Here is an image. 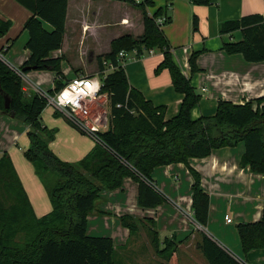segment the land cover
Segmentation results:
<instances>
[{
  "label": "trees",
  "instance_id": "1",
  "mask_svg": "<svg viewBox=\"0 0 264 264\" xmlns=\"http://www.w3.org/2000/svg\"><path fill=\"white\" fill-rule=\"evenodd\" d=\"M123 1L142 9L144 31L139 36L123 34L115 38L111 50L98 56L103 81L100 93L107 95L108 128L96 133V146L78 162L62 160L51 150L50 142L56 136V129H50L42 121L46 99L37 91L27 93L22 77L0 56V113L14 115L29 126L30 144L24 155L34 165L53 207L44 216L35 214L12 158L4 151L0 156V264H120L115 258L113 239L88 235L86 228L88 214L97 209L96 201L101 193L122 186L125 176L139 182V204L156 207L168 200L152 177L154 168L160 165L188 163L192 157H206L216 148L235 146L243 141L245 152L241 165H249L254 172H264V105L261 100L258 99L257 104L220 100L214 115L193 119L191 110L201 94L173 59L170 42L157 22L165 15L164 10L160 7L150 15L147 9L155 5V0ZM213 1L191 0L197 5H209ZM18 2L32 12L23 27L29 33L26 48L31 55L20 68L26 67L25 72L55 71V86L48 90L55 94L70 81L62 70L63 57L50 54L63 45L69 0ZM170 20L167 17L166 23ZM43 21L50 23L53 29L45 28ZM11 26L10 19L0 17V38ZM198 27L199 18L194 15L193 29L198 30ZM237 30L242 32V39L226 42V52L241 53L251 62L264 61V16L251 13L221 24L223 34ZM13 42L9 39L5 48L11 47ZM153 48L164 54L157 71L168 69L176 90L184 95L179 113L169 120L165 118L166 106L154 105L132 86L125 67L117 62L121 50L136 49L141 57ZM197 57L196 51L190 56L192 72L199 70ZM105 60L117 65L106 74L103 73ZM6 96L10 98L9 108L5 107ZM55 114L60 112L56 110ZM190 170L194 177V217L206 227L210 195L201 186L200 173L193 168ZM120 219L131 232L148 225L157 252L168 262L179 264L180 242L173 238L161 240L154 218L123 215ZM237 228L245 251L264 248V208L260 220L240 222ZM197 246L210 264H242L206 233Z\"/></svg>",
  "mask_w": 264,
  "mask_h": 264
},
{
  "label": "crops",
  "instance_id": "2",
  "mask_svg": "<svg viewBox=\"0 0 264 264\" xmlns=\"http://www.w3.org/2000/svg\"><path fill=\"white\" fill-rule=\"evenodd\" d=\"M115 5H119L120 14L119 19L112 21L103 15L108 7L113 8ZM160 7L171 18L162 28L172 47L173 59L201 94V99L191 110L193 119L214 115L220 100L234 103L253 101L257 104L260 99L261 105H264V61L251 62L241 53L229 54L224 49V44L241 40L242 32L237 30L229 34L221 33V24L225 20L237 19L251 13L264 16V0H214L209 5L193 4L191 0H155V5L148 7V13L153 15ZM31 15L32 12L18 0H0V17L12 21L8 33L0 38V55L13 67H21L31 55V51L26 48L29 33L26 35L23 28ZM194 15L199 18L198 30L193 29ZM43 24L51 30L52 27L46 21ZM18 30L25 36L20 44L15 41L19 35L16 34ZM143 31V11L134 4L123 0H69L63 45L50 54L53 57H63V65L68 58L65 51L66 35L71 41L78 39L83 51L80 56L84 59L83 62L74 64L68 58L71 65L69 73L75 71L74 78L95 75L99 73V70L95 71L98 56L111 50V43L115 38L123 34L139 36ZM101 37L105 41L98 43L97 40ZM9 39L14 42L6 49ZM87 41L98 44L87 46ZM195 51L198 52L199 70L192 72L190 56ZM4 52H7L9 59L4 57ZM163 58L161 50L153 48L152 52L126 61L124 67L132 86L139 89L154 105L166 106L165 118L169 120L179 113L184 95L176 90L168 69L157 71ZM63 73L66 79L72 80L67 72ZM56 77L57 73L50 70L26 72L23 80L25 91L33 92L36 87L48 91L54 88ZM29 80L31 83H28ZM49 80H53L54 84H49ZM99 97H104L106 104L102 120L104 122L99 129L104 131L108 128L107 95L100 94L94 99L91 109ZM45 109L42 112V121ZM55 112L56 109H53V120L47 116L44 119L49 126L43 122L50 129H56L50 148L62 160L78 162L96 146L97 140L91 134L80 130L62 112L58 115ZM3 118V122L10 124V128L15 131L14 140L18 144L16 124L17 120H21L0 113V120ZM21 122L28 133L29 126ZM4 151L12 158L35 214L41 217L50 212L53 208L50 196L34 165L29 161L33 166L30 168L22 155L11 148ZM244 152L245 143L242 141L235 146L216 148L206 157H192L188 163L178 162L155 167L152 172L153 180L168 198L156 207H142L138 200L139 182L125 176L122 186L101 193L100 199L96 201L97 209L88 214L87 234L111 237L115 254L120 251L118 253L124 252L125 255L130 250L143 248L139 236L145 230L149 234L150 229L145 225L142 229L131 232L122 224L120 217H149L156 220L160 238H173L180 242L177 249L179 264H210L197 246L204 233L242 264H264V248L245 251L237 228L240 222L260 220L264 208V172H254L249 165L242 166L240 161ZM25 166L29 168L26 172ZM191 168L200 173L201 186L210 195L206 227L200 225L194 217V177ZM32 193L42 197V202L36 204ZM46 193L51 204L46 202ZM147 260V257L142 256L137 262L147 264Z\"/></svg>",
  "mask_w": 264,
  "mask_h": 264
},
{
  "label": "rangeland",
  "instance_id": "3",
  "mask_svg": "<svg viewBox=\"0 0 264 264\" xmlns=\"http://www.w3.org/2000/svg\"><path fill=\"white\" fill-rule=\"evenodd\" d=\"M119 14H120V7H119V5H115L113 8L111 6L108 7L107 10L105 11V14L103 16H106L108 19H110L112 21H115V20L119 19ZM48 24L50 25V27H52L50 29H53V26L50 23H48ZM48 24H46V25H48ZM25 31H26L25 32L26 35H28L27 30H25ZM20 32H21V30L20 31L18 30L16 32V34H19L18 37L15 40L18 44H20L22 42V39L25 37V36L21 35ZM65 40H66L65 44H66V49H67V50L65 49V51L68 53L67 56L71 60V63L76 64V63L83 62L84 58L82 56H80L81 54H83V51H82V47L80 45L79 40L76 39L75 41H71V38H68L67 35H66V39ZM101 41H105V39L101 37V38H99L97 40L98 43L101 42ZM70 43L73 44V45H70ZM98 43H94V42H90L89 43V41H87V46L89 44H98ZM3 55H4V57L6 59H9L7 52H4ZM86 57H87V55H86ZM68 58L64 60V63L62 65V67H63L62 69H63V71L67 72V76L69 78L74 79L73 76L76 75V72L75 71H71L69 73V69L71 68V65L69 63ZM98 70H99V66L97 64V68H96L95 71H98ZM47 78H48V76H47ZM31 80H29L28 83H31ZM48 82L51 85L54 84L53 80L52 81L49 80ZM26 86H28V85H26ZM43 88H46V87L43 86ZM105 107H106V104L104 102V97H99L95 101V103L92 105L90 116L88 118H86L87 124L90 127L92 126L91 128L94 129L96 132H99L100 131L99 129L103 125L102 122H104V121H102V120H103V116H104L103 114H104ZM53 109H55V107L53 105H48L46 107V109L44 111V114H45L44 117L45 118L43 117V122L44 123L48 124L47 121H45L46 120V116H47V118H49V119L51 118L53 120V117H54L53 113H52ZM3 120H4V118L0 120V154L4 151V149L11 148L17 154L22 155L24 161L27 163V165L30 168L33 167L30 164L29 160L24 155V151L28 148V145L30 144V140H29V136H28V133H27V129H24V127L22 126L23 123L21 121L17 120V124L16 125H17L18 128H17L16 131L19 134V143L17 144L16 141L14 140L15 131H13V129L10 128V124H7L5 122L7 124L6 125L3 122ZM48 126H49V124H48ZM20 147L22 149H20ZM19 166L22 167L21 165H19ZM26 169L29 170V168L27 166H25V172H26ZM32 196H33L36 204L39 201L42 202V197H40L38 194L32 193ZM45 199H46V202L48 204H51L49 196L47 195V193L45 195ZM140 229H142V227ZM139 238H140V243H143V248L141 250H130L129 252H125V255L123 254L124 252H122V253H118L120 251L116 252L115 258H116V260L119 261L120 264H139V262H137V261L142 256H145V258L147 257V259H148L147 261L150 262L151 264H159L161 262L168 264L167 258L165 256L160 255L157 252V249H156V247L154 246V244L152 242L153 234H152L151 231H150L149 234H147V232L145 230L144 232H142V234L139 236ZM168 239H171V238H167L166 240H168ZM161 240H165V238H161ZM163 245L164 244L160 245V247L163 248L164 247ZM148 262H147V264H148Z\"/></svg>",
  "mask_w": 264,
  "mask_h": 264
},
{
  "label": "built area",
  "instance_id": "4",
  "mask_svg": "<svg viewBox=\"0 0 264 264\" xmlns=\"http://www.w3.org/2000/svg\"><path fill=\"white\" fill-rule=\"evenodd\" d=\"M134 1L141 2L143 0ZM166 20L167 17L165 15L159 17L157 22L163 26L166 23ZM152 51L153 49L149 50V52ZM135 56H138L136 49H133L130 52L121 50L119 52L117 62L119 65L124 66L126 61L133 59ZM7 64L12 67L16 73L22 77L23 80L25 79V72H23L20 67H13L9 63ZM104 65V74L110 70H113L117 66L114 62L107 60L104 61ZM97 84L99 85V88L98 90H95L94 86ZM89 85L92 87H89ZM102 85V77L101 74L98 73L90 76L76 77L67 82V84L55 94H52L40 87H36L35 91L39 92L46 99L47 106L53 105L56 110L66 115L74 125L91 134L97 140V132L87 124L86 118H88L91 114L92 101L101 94L100 91ZM86 92H91L92 95H85L84 93ZM118 106H121V104H118ZM228 221H231V219L228 218Z\"/></svg>",
  "mask_w": 264,
  "mask_h": 264
},
{
  "label": "water",
  "instance_id": "5",
  "mask_svg": "<svg viewBox=\"0 0 264 264\" xmlns=\"http://www.w3.org/2000/svg\"><path fill=\"white\" fill-rule=\"evenodd\" d=\"M35 69V68H34ZM27 70V68H23L22 71L25 72ZM26 73V72H25ZM5 107L9 108L10 107V98L8 96L5 97ZM14 116V115H12Z\"/></svg>",
  "mask_w": 264,
  "mask_h": 264
},
{
  "label": "clouds",
  "instance_id": "6",
  "mask_svg": "<svg viewBox=\"0 0 264 264\" xmlns=\"http://www.w3.org/2000/svg\"><path fill=\"white\" fill-rule=\"evenodd\" d=\"M89 87H92V86L89 85ZM98 88H99V85H98V84L94 86V89H95V90H98ZM84 94H85V95H92L91 92H86V93H84Z\"/></svg>",
  "mask_w": 264,
  "mask_h": 264
}]
</instances>
